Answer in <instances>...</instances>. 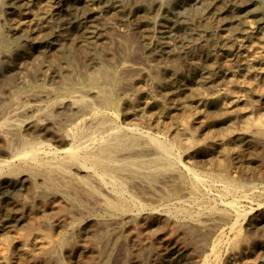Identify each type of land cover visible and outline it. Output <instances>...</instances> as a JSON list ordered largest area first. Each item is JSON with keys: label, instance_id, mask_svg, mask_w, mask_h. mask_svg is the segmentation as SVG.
<instances>
[{"label": "bare ground", "instance_id": "bare-ground-1", "mask_svg": "<svg viewBox=\"0 0 264 264\" xmlns=\"http://www.w3.org/2000/svg\"><path fill=\"white\" fill-rule=\"evenodd\" d=\"M8 1L12 0H5L4 2H0V9H3L4 4L6 2L8 3ZM35 6L36 7L33 10H30L27 13V18H29L32 23H36L35 27L31 31L32 35L25 33L24 38H22L23 43L22 46H20L21 53L19 55V58H21V62L19 64L17 63L18 66L15 68L13 67L14 69L10 73V75L16 79V85L7 93L5 92V95L0 96V102L2 104L0 108V214L4 213V215L7 216L9 212L13 211L14 213V209H18V207L29 204L30 200H38L42 205L46 203L47 199L49 198L55 199L65 208H68V206L72 204L75 205V203L73 202L74 196L79 192L87 200L93 203L97 209L106 211L107 213H114L117 215L116 218L119 219L130 218L131 222H133L132 227L135 230L134 234L141 235L142 231H140L139 229L141 225L149 227V225L152 223L151 220H148L149 218H147L146 216L143 217L142 213L143 210L149 209L147 207L149 205H146V203L144 204L139 201L140 197L138 198V196H134V192L132 191L139 192L140 189H144L143 187H145L148 183H150L151 185H155V188L156 185L158 187H161L165 185L167 186V184H174L175 182H179L180 184H182V187L186 186L188 188L189 196L186 195L188 197V201H182V203H180L176 198L179 202V206H174V209H172L171 207L172 212L165 213L166 215H168L167 218L170 216L174 219H177L179 216L185 215L183 219L186 218V220H189L193 225H195V227L201 229L204 232L209 233L213 232V229H220V231L216 234V237L213 239L211 253L207 256L209 258L201 261L200 264H220V257H222L221 255L223 249L229 243L228 241L226 242L224 238V233L228 230L230 233L234 234V238H232L235 240H233L234 242L232 241L234 249L239 250L240 243L245 241V239L242 237L239 240V237L241 236L239 225L242 221V223L248 222L250 218H253L254 212L257 211L252 200L254 198L255 192L258 189L251 190L249 188L251 190V193L244 194V185L223 173V169L226 167V164H229V160L231 158H234V156H238L239 158H241L240 155L243 150H250L258 148L260 145H264V24L256 27L252 23H246L247 27L250 29V33L247 35V38H245L244 40L241 39L243 41L238 44L236 43V48H238L239 53L242 55V57H240V59L238 60L241 64V69H237L238 71H233L234 69H231V71L229 69V59L227 60V55L223 58H220L222 60V66L224 67L223 69L225 70V72L224 70H216L217 72H214L212 69L209 70L208 64V69L206 67H200L194 64L193 68H195V72H190L191 74H187L183 72V68V70L180 68L181 64L177 62V59L176 62L162 61L160 63L158 61L159 65L149 67L146 66L147 68L143 69H140L141 67L139 68V66L141 65L137 66L133 64V62L129 63L128 60L124 59L120 62H118L119 60L113 63L110 62L109 66L111 69L117 68L123 70V73H126L125 71H127V73H131L140 70H142L144 73L143 76L139 74L142 77L136 74L140 78L136 77L135 75H130V78L128 77V79L123 81L126 87V91L129 90V92L127 93L126 91H124L127 94L119 98L112 96L109 81L105 79V77L102 78L96 75V77L94 76L93 79H90L87 76H84L85 74L82 75L80 73H77L76 70V73H72L73 75H70L72 76L71 78L68 77L70 78L69 80L58 82L56 83L57 85L53 88L46 87L41 83L45 80L44 73L37 75V78L34 80L33 78L32 80L27 78V70L29 68V65L27 63L30 61L31 57V55L29 56L28 54L30 49L29 46H32L34 43L45 39H48L50 41L61 39L62 33L57 29V27L56 29H51V24H48L50 13L48 3H46L45 0H36ZM222 11H224V9ZM0 15L2 14L0 13ZM14 19V21L6 23V30L10 27H13V25L11 24H13L14 22L22 27H25L24 24L20 23H23L21 17H17ZM91 21L92 20H90V22ZM220 21L215 20L213 16H211V14L206 13L202 24L205 28H209L211 24H214L215 27L218 26L220 31L218 30V36L216 37L217 41L223 43L227 47L229 52H233V47H235V45H233V43L231 42L230 36L227 35V33H224L227 28L224 29V25H222L223 23H221ZM245 21L248 22V20ZM28 23L30 24V22ZM92 26L94 27V25ZM11 29L13 30V28ZM83 30L86 31V29ZM19 34L17 35V37L19 36ZM145 35L144 33L141 34V38L144 39L146 37ZM154 35L155 34H153V38H155ZM77 36L79 37V35ZM91 37L92 41L89 40L83 42L86 45L81 43L80 44L82 46L85 45L82 49L86 57H89V60L91 59L92 61H94L95 55L93 54L92 47H96L95 44L104 41L102 40L104 37L103 30L102 28L97 26V24L91 32ZM183 37L184 36L182 35L181 38ZM158 40H160V38ZM112 41L111 44L113 45ZM194 42L195 41H193L192 43ZM210 44L211 43H209V45ZM215 44H213V46H215ZM159 54L160 53H158V55ZM179 55L180 54L176 55V57ZM184 55V57H186L189 62L191 61L193 63V56L190 50L184 52ZM129 57L133 58V55H130ZM140 57L142 56L140 55ZM236 57L235 60H237ZM53 58L54 54L51 53L50 50L45 51L41 53L38 58L34 59L36 60V62L34 63L39 64L43 71H51V69L53 68ZM119 58H122V56ZM255 64H260V66L256 67ZM26 65H28V68L26 67ZM144 65L145 64H143V66ZM38 68H35V70ZM86 68L87 75H93V72L96 71L94 65L92 66V64L90 63L87 64ZM148 85L155 86L156 93L154 94L150 92V96L138 100L137 96L142 97L141 95L149 91ZM204 85L208 86V88H206V92H204L205 90L202 89L204 88ZM194 87L195 90H203V92L196 91V105L195 107L192 105L194 108L192 110H188V108L185 107L187 105L184 104L183 101L182 102L184 106L179 102H181V97L183 95H185L184 97H186L189 92L193 93ZM121 90L122 89H120V91ZM144 90L146 92H144ZM183 99L184 98H182V100ZM37 130H40L42 132L44 131V134H37ZM174 141L179 142L180 148H177V144H175ZM248 152L249 151H247L246 154ZM206 163L208 164L207 166L210 165L212 167H219L222 171V174H220L219 176L211 174L203 175L194 168L201 164L205 166ZM211 183H217L221 186L217 194L218 199L220 198L222 200L221 204L223 209L221 210V212H217L218 207L211 204L210 199L207 196V186H211ZM213 188L210 189L212 190ZM210 194L211 192L209 193V195ZM244 200L249 202L248 206H244ZM217 201L218 200H215L214 202ZM96 208H93L92 210ZM135 209H138L139 212H134ZM195 209L197 210V212L195 211ZM157 210L155 209L153 213ZM65 211L63 212L65 213ZM202 211H210L209 214L218 213L221 215V217H217L213 214V216L205 218V221H201L199 219L200 217L198 218V214ZM76 213L77 211H75V214ZM199 216L201 215L199 214ZM91 219L93 220V218ZM72 220H74V218ZM47 222L45 224H47ZM111 222L112 221H107L106 223ZM77 223L80 222L78 221ZM101 223L99 222V224ZM88 224L90 223L88 222ZM111 224H113V222ZM113 225L117 226V223H114ZM90 226L91 224L89 225V227L85 228L82 241L75 240L74 242H71V245L68 241L70 246H66V248L69 253L71 250L73 251L75 249H80L81 252L90 250L91 247L89 245V240L91 241V239L94 237V230H89ZM3 227H7V224L1 223L0 228ZM170 227H172V225ZM47 229H49V226ZM169 230L170 229H168V231ZM33 232H35L34 229ZM62 232L59 234L57 233V235L45 234L42 232H37L34 235H31L29 233L30 235L28 234L24 237L22 236L18 243H10L11 240L9 241L7 237H1L0 246H2L1 244H3L6 245V248L2 251L0 250V264H8L9 252L12 246H15L16 248V245L19 246V248H22L23 251L35 261L39 263L47 262L50 258L49 255L59 249L58 247L60 246V242L57 239L62 236ZM96 234L98 238V233ZM170 236L173 235L171 234ZM152 238L153 237H151V239ZM229 244H231V242ZM259 254H261L260 256H258L259 258L264 257V244L260 248ZM52 257L54 256H51V258ZM189 260L191 259L185 258L182 262H186ZM172 264H175V262Z\"/></svg>", "mask_w": 264, "mask_h": 264}, {"label": "rangeland", "instance_id": "rangeland-1", "mask_svg": "<svg viewBox=\"0 0 264 264\" xmlns=\"http://www.w3.org/2000/svg\"><path fill=\"white\" fill-rule=\"evenodd\" d=\"M2 1L4 2L5 0H0V2H2ZM24 1L23 0L8 1V3L6 2L4 4L5 9L4 8L0 9L1 10L0 13L2 14V15H0V45H1V49H0V96L5 95L11 88H13L16 85V79L14 77H12L10 75V73L21 62V58H19L20 57L19 55L21 53L20 46H22V43H23L22 38H24L25 33L32 35L31 31L34 29L35 24H36V23H32L31 20L29 18H27L28 11L33 10L36 7L35 6L36 0H24ZM45 1H46V3H48V6H49L48 8L50 9L48 24H51L50 25L51 29H56V27H57V29L62 32L61 33V39H55L52 41L45 39V40H41L37 43H34L32 46H29L30 49H29L28 54H29V56L31 55V57H30V61H29L30 63L29 62L27 63L29 65V68L27 67L28 65H26V67L28 68L27 78L31 79V80L33 78V80H34L37 78V75L44 73L45 80L41 83L46 87H50V88L52 87L53 88L54 86L57 85L56 83L62 82L64 80H69L72 77L70 75H73L76 72L80 73L82 75L85 74L84 76H87L90 79H93L94 76L96 77V75H97V76H100L102 78L105 77V79H107L109 81L110 90L112 91L111 92L112 96L119 97V98L123 97V95H125L129 92V90L126 91V87H125L123 81L128 79V77L130 78L131 77L130 75H135L136 77L140 78L143 76L144 73L142 70H140L141 72L140 71H134L131 73L130 72L127 73V71H125L126 73H123L124 72L123 70H120L117 68L111 69L109 66L110 62L113 63V62H116L118 60H119L118 62H120L124 59V60H128L129 63L133 62V64H135L137 66L141 65V66H139V68L141 67L140 69H143V68H147L149 66L159 65V62L161 63L162 61L163 62L164 61L165 62L166 61L176 62L178 60L177 62H179L181 64L180 68L184 69L183 72H185L187 74H191V73L195 72V68H193L194 64H196L197 66H200V67H206L207 69H208V67H207V64H208L209 70L212 69L214 72L216 70L217 71L224 70L223 69L224 67L222 66V60L220 58H223L227 55V57H228L227 60L229 59V61H228L229 69L230 70L234 69L233 71H238L241 69V64L239 63L238 60L240 59V57H242V55L239 53L238 48H236V45L238 43H240L241 41H243L245 38H247V35L250 33V29L247 27L246 23H252L256 27H259L261 24H264V12H263L264 11V0H247V1L246 0H226V1L225 0H223V1L222 0H214V1L213 0H92V1L91 0H87V1H83V0H45ZM218 7H219V9H218ZM223 7H225V8H223ZM223 9H224V11H222ZM217 12H219V13H217ZM87 13H88V15H87ZM142 13H143V15H142ZM206 13L211 14V16H213V18L215 20H219V21L221 20L220 22L223 23L222 25H224V29L227 28L224 33L225 34L227 33V35L230 36L231 42L233 43V45H235V47H233L234 48L233 52H229L227 47L223 43L217 41L216 37L218 36V30L220 31L218 26L215 27L214 24H211L209 27L210 29L205 28L203 26L202 21L206 15ZM150 16H153V17H150ZM17 17H21V20L23 21V23L22 22H20V23L24 24L25 27L24 26L22 27L19 24L14 22L15 24L14 23L11 24V25H13V27H10L9 29L6 30V28H5V25H7L6 23L14 21L15 20L14 18H17ZM134 18H136V19H134ZM141 18L143 21L141 20ZM123 19H125V20H123ZM261 19H263V20H261ZM90 20H92V21L90 22ZM223 20L225 23L223 22ZM245 20H248V22ZM116 21H118V22H116ZM3 22H4V24H3ZM26 22H27V24H26ZM28 22H30V24ZM120 22H121V24H120ZM127 22H128V24H127ZM260 22H262V23H260ZM91 23H93V24H91ZM96 24H97V26H99L103 30L104 37L102 40H104V41L95 44L96 47H94V46H93L94 48L92 47L93 54L95 55V57H94L95 60L92 61L91 59L89 60V57H86V55L83 53L82 48H84L83 46L86 45L83 42H86L89 40L92 41L91 32L93 31V28L96 26ZM199 24H201V25H199ZM54 25H56V26H54ZM92 25H94V27ZM29 27H31V28H29ZM11 28H13V30ZM24 28H25V30H24ZM144 28H146V29H144ZM83 29H86V31ZM120 29H122V30H120ZM152 30H153V32H152ZM228 30H231L232 33H231V31H228ZM26 31H29V32H26ZM4 32H6V33H4ZM8 32H9V34H8ZM143 33H144V35L146 33H148L145 35L146 37L144 39L141 38V34H143ZM151 33H152V36H151ZM204 33H206V34H204ZM228 33H230V34H228ZM18 34L21 38L19 36L17 37ZM153 34H155L154 35L155 38H153ZM77 35H79V37ZM156 35H158V36H156ZM182 35L184 37L185 36L186 37L181 38ZM80 38H81V40H80ZM159 38H160V40H158ZM200 38H201V40H200ZM241 39H243V40H241ZM235 40H236V42H235ZM61 41H62V43H61ZM111 41H112L113 45L111 44ZM168 41H169V43H168ZM171 41H172V43H171ZM193 41H195V42L192 43ZM196 41H197V43H196ZM154 42H156V43H154ZM183 42H185V43H183ZM80 43L85 44V45L82 46ZM209 43H211V44L209 45ZM213 44H215V46H213ZM208 45H209V47H208ZM220 45H222V46H220ZM63 46L64 47L66 46L67 49H66V47L64 48ZM182 47H183V49H182ZM44 48H45V50H44ZM103 48H105V49H103ZM223 48L225 49V51ZM40 49H42V50H40ZM55 49H56V51H55ZM181 49H182V51H181ZM49 50L51 51V53L54 54V58L52 61V67L53 68L51 69V71L50 70L43 71V69L41 68V66H39V64L34 63V62H36V60H34V59L38 58V56H40L41 53H43L45 51H49ZM188 50H190L192 52L193 63L191 61L189 62L186 59V57H184L185 56L184 52H186ZM31 52H33V53H31ZM158 53H160V54L158 55ZM37 54H39V55H37ZM83 54H84V56H83ZM118 54H119V56H118ZM178 54H180L179 56H177L179 59L176 57V55H178ZM130 55H133L134 59L130 58L129 57ZM140 55L142 57H140ZM121 56H122V58H119ZM165 56H167V57H165ZM235 57L237 60H235ZM137 58H139L140 60ZM165 58H166V60H165ZM135 59H136V61H135ZM62 60H63V62H62ZM54 61H56V62H54ZM95 61H97V62H95ZM186 62H187V64H186ZM89 63L92 64V66L94 65V67H95L96 71L93 72L94 74L91 73L93 75H87L86 66ZM200 63L203 65H201ZM234 63H236V64H234ZM143 64H145V65L143 66ZM255 65H256V67L260 66V64L259 65L255 64ZM96 66H97V68H96ZM38 67H40V68H38ZM54 67H56V68H54ZM70 67H72V68H70ZM35 68H38V69L35 70ZM75 70H76V72H75ZM83 70H84V72H83ZM224 72H225V70H224ZM46 73H48V74H46ZM119 74L121 75L122 78L120 77ZM136 74H138V75L140 74L142 76L139 75L140 76L139 77ZM68 77H70V78H68ZM148 86H149L148 87L149 91L146 92L144 90V92H146V93L141 95L142 97L137 96L138 100H140L141 98H146V97L150 96L149 95L150 92L154 93V94L156 93L155 86H153V85H152L153 87L151 85H148ZM203 87L204 88H202V89L205 90L204 92H206L207 91L206 88H208V86L204 85ZM150 88H151V90H150ZM154 88H155V90H154ZM120 89H122V90L120 91ZM194 90H195V87H194ZM194 90H193V93L189 92L186 95V97H184L185 95H183L181 97V102H179L180 104L182 103V105L184 102V104L187 105L185 107H187L188 110L189 109L192 110L196 105V101H197V98L195 97L196 93L199 91L203 92V90H195V91ZM124 91H126L127 93ZM182 98H184V99L186 98L185 101H184V99L182 100ZM260 103H262V102H260ZM0 104H1V102H0ZM1 106H2V104L0 105V108H1ZM43 132L40 130L36 131L37 134H41V135L44 134ZM174 143L177 144V148H180L178 141H174ZM260 146L258 148H254V149H250V150L249 149L243 150L241 155L239 154L241 158H239L238 156L237 157L234 156V158H231L229 160V162H228L229 164L228 165L226 164V167L223 169L224 170L223 173H225L226 175L232 177L234 180L239 181L241 184L244 185L243 190L245 189L247 191L246 192L244 190L245 191V192L243 191L244 194H247V193L250 194L251 193L250 191L254 190V189H258V190L254 194L253 200H255V201L252 200L254 207L257 211L254 212L253 218L249 219L250 222L248 220V222L242 223L243 222L242 221L239 225V228H240L239 230H241V236L239 237V240L242 237L245 239V241L240 243V249L239 250L234 249V247L232 245V241L234 240L232 238H234V234L230 233L229 230L226 231L224 233L225 234L224 238H225L226 242L227 241L229 243L231 242V244L228 243L229 246L227 244L226 245L227 247L225 246V248L223 249V252L221 255L222 257H220V264H251V263L264 264V257H260V258L258 257L261 255V254H259V250L262 247V245L264 244V181H263L264 180V157H263L264 156V150H263L264 145H260ZM247 151H249L248 152L249 154L248 153L246 154ZM251 155H252V157H251ZM251 158H253V159H251ZM234 161H236V162H234ZM207 165L208 164L206 163L205 166H203V164H201V165H198L197 167H194V166H192V167H194L198 172L202 173L203 175L204 174L205 175L211 174V175H218L219 176L220 174H222V171L220 170L219 167H217V166L212 167L210 165L209 166H207ZM252 167H254V168H252ZM245 169H246V171H245ZM229 172H232V173H229ZM246 175H248V176H246ZM255 175H257V176H255ZM240 179H241V181H240ZM171 184H167V186L165 185V186H161V187H158L156 185V187L154 188L155 185H151L150 183H148L145 186L146 188L143 187L145 190L140 189L139 192H141V193L132 191V192H134L133 193L134 196H136V197L138 196V198L140 197L139 201H141L144 204L146 203V205H149V206H147L149 209L143 210L142 213H143V217L146 216L147 218H149L148 220H151L152 223L149 225V227L141 225V227L139 228L140 231H142L141 235H135L134 234L135 230L132 227L133 222H131L130 218L119 219V218H116L117 215L114 213L108 212L109 213L108 214L106 211H101L100 209H97L93 203H91L89 200H87L79 192L77 194H75V196H74L73 202L75 203V205L72 204V205L68 206V208L66 207L67 209L62 204L57 202L55 199L49 198L50 200L47 199V202L42 204V205L38 200H30L29 204H26L22 207H18V209H14V213H13V211L9 212L10 214L8 213L7 216L4 215V213H2V214H0V224L6 223L7 227L0 228V238L1 237H4V238L7 237L9 239V241L11 240L10 243H18V241L21 239L22 236L24 237V236L28 235L29 233L31 235H34L37 232H42L45 234L57 235V233L59 234L63 231L61 234L62 236H60L59 239H57L60 242V246L58 247L59 249H57L58 251L56 250L57 252L56 251L52 252L49 255L50 258H51V256H54L51 258L52 260L49 258V260L47 262H45V263L40 262L39 263V262L35 261L33 258H31L30 256H28L23 251L22 248H19V246L16 245V248H15V246H12V248L9 252L8 264H29V263L30 264H83V263L84 264H140V263L141 264H172L174 262H175V264H200L201 261L209 258L207 256L211 253V249H212L211 247H212L213 239L216 237V234L220 231V229L216 228L217 231H216V229H213V232H209V233L204 232L201 229L195 227V225H193L189 220H186V218L183 219L185 217V215L179 216L177 219L175 218L176 220L170 216L168 217L169 218L168 219L167 218L168 215H166L165 213L172 212V209H174L176 206H179V202L180 203H182V201L187 202L188 201L187 196H189L188 188L186 186H183L184 187L183 188L182 184H180L179 182H175L174 184H172L173 186ZM211 184H212L211 186H207V188H208L207 192H206L207 196L210 199L211 204L216 205L218 207V209H217L218 211L217 210H214V211L221 212V210L223 209L222 204H221L222 200L220 198L218 199V195H217L218 190L220 189L221 186L217 183L216 184L214 183L215 185L213 183H211ZM217 186H218V188H217ZM162 187H163V189H162ZM210 188H213V189L211 190ZM148 189H150V190H148ZM214 190H216V191H214ZM181 191H183V192H181ZM148 192H149V194H148ZM187 192H188V194H187ZM210 192H211V194L209 195ZM79 195H80V197H79ZM141 198H142V200H141ZM176 198L179 200V202L177 201ZM212 199H214V200H212ZM147 200H149V201H147ZM171 200L173 201V203ZM215 200H218V201L214 202ZM84 201H86V202H84ZM245 201L246 200L243 201L244 206H246V205L248 206L249 202H247V201L245 202ZM148 202H150V203H148ZM90 203H91V205H90ZM169 203H171L172 205ZM173 204H175V205H173ZM161 205L163 207H166V206L167 207L163 208ZM92 206H93V208H96V209L92 210L93 209ZM151 206H153V207H151ZM156 206H157L159 211L157 210ZM171 207H172V209H171ZM161 208H163V209H161ZM65 209H66V211H65ZM155 209L157 210L156 211L157 213L156 212L153 213V211H155ZM78 210H80V211H78ZM165 210H166V212H165ZM23 211H24V213H23ZM63 211H65V213ZM75 211H77L76 214H75ZM195 211L197 212L196 209H195ZM134 212H139V210L135 209ZM209 212L208 211H206V212L202 211L201 213H199L201 216H199V214H198V218L200 217L199 219L201 221H205V218L211 217L214 214V213L209 214ZM63 214L65 215V218H64ZM68 214L71 216H69ZM85 214H89V215H85ZM153 214H154V216H153ZM203 214H205V215H203ZM36 215H37V217H36ZM214 215L217 217H221V215L218 213H216ZM7 217H9V218H7ZM27 218H28V220H27ZM73 218H74V220H72ZM91 218H93L94 221L97 219L96 221H98V222H96V221L94 222ZM20 219L21 220L23 219L22 221L24 223ZM67 219L70 221V223ZM77 219H79V220H77ZM125 219L126 220L128 219V220L126 221ZM72 221H73V223H72ZM76 221L77 222L79 221L80 223H77ZM105 221L106 222L112 221L113 224L117 223V226L111 224L112 222L106 223ZM187 221H188V223H187ZM46 222H47V224H45ZM88 222L91 224L90 228H92V229L89 228V230H92V231L94 230V232H93L94 237L91 239V241L89 240V245L91 247L90 250L81 252L80 249H75L73 251L71 250L69 253L67 251L66 246L67 247L70 246L72 244L71 242H74L75 240L76 241H82L84 230H85V228L89 227V225H90V224H88ZM99 222L100 223L102 222V223L99 224ZM178 222H179V224H178ZM95 223H96V226H95ZM118 223H119V225H118ZM163 223H165V224H163ZM168 223H169V225H168ZM42 225H44L45 227ZM63 225H65V226H63ZM126 225H128V226H126ZM171 225H172V227H170ZM48 226H49L50 230L47 229ZM83 226H84V228H83ZM183 227H185V228H183ZM56 228H58L60 230H58ZM33 229L35 232H33ZM39 229L42 231H40ZM112 229H114V230H112ZM168 229H170V230L168 231ZM151 231L153 232V234ZM1 232H3V233H1ZM149 232H151V233H149ZM96 233H98V238H97ZM212 233H214V234H212ZM171 234L173 236H170ZM257 234H258V236H257ZM65 235H66V237H65ZM72 235H73V237H72ZM14 236H15V238H14ZM99 236L101 239L99 238ZM127 236L130 238H128ZM189 236H190V238H189ZM151 237H153V238L151 239ZM129 239H131V240H129ZM68 241L70 242V245H69ZM95 242H96V244L99 242L97 244L99 247L95 244ZM1 245L2 246H0V250L2 251L6 248V245H3V244H1ZM92 245H94V246H92ZM137 245H139V246H137ZM97 248H99V249H97ZM92 249H93V251H92ZM71 252H73V253H71ZM91 253H93V254H91ZM223 254H225V255H223ZM185 258H190L191 260L186 261V262H182L183 259H185ZM83 261H85V262H83ZM178 261H181V262H178ZM188 262H190V263H188Z\"/></svg>", "mask_w": 264, "mask_h": 264}]
</instances>
